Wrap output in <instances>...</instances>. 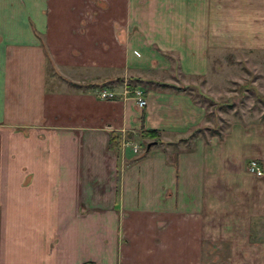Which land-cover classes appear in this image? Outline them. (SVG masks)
<instances>
[{"label":"crops","instance_id":"0c3cea01","mask_svg":"<svg viewBox=\"0 0 264 264\" xmlns=\"http://www.w3.org/2000/svg\"><path fill=\"white\" fill-rule=\"evenodd\" d=\"M244 23L264 0H0V264H264V127L190 134Z\"/></svg>","mask_w":264,"mask_h":264},{"label":"rangeland","instance_id":"374dc122","mask_svg":"<svg viewBox=\"0 0 264 264\" xmlns=\"http://www.w3.org/2000/svg\"><path fill=\"white\" fill-rule=\"evenodd\" d=\"M244 24L242 38L229 37L226 46L217 45L218 40H213L217 48L213 47L208 54L205 72L195 76L199 86L211 95L210 99L203 97L204 101L200 103L208 118L207 126L214 130L196 129L193 135L200 131L202 134L205 131L206 135L214 134L220 127L224 130L233 122H255L264 127V34L259 40L252 38L248 35L247 23ZM183 77L180 73V79H191ZM126 81L132 83L134 79L127 78ZM146 140L138 134L133 138L138 153L146 143L151 146L152 141ZM155 147L157 145L151 146Z\"/></svg>","mask_w":264,"mask_h":264},{"label":"built area","instance_id":"2783aa9c","mask_svg":"<svg viewBox=\"0 0 264 264\" xmlns=\"http://www.w3.org/2000/svg\"><path fill=\"white\" fill-rule=\"evenodd\" d=\"M131 92H132V96L135 98L136 104L138 106H142V105L145 104V98L142 96V90L141 89L132 88ZM112 94H113V92L111 90H108V89L101 90L100 93H99L100 96H109V95H112ZM247 168L251 172H253V173L257 174V175H260V174L263 173V170L260 167V164L254 158H251V159L248 160Z\"/></svg>","mask_w":264,"mask_h":264},{"label":"trees","instance_id":"16d2710c","mask_svg":"<svg viewBox=\"0 0 264 264\" xmlns=\"http://www.w3.org/2000/svg\"><path fill=\"white\" fill-rule=\"evenodd\" d=\"M130 79H134V80H141V78L140 77H131ZM160 85H162V86H169V87H174L175 89H183L184 88V86H178V85H175V84H173V83H168V82H158ZM129 86H131V85H129ZM201 96H203V97H208L209 98V96H207V95H205V94H200ZM210 99V98H209ZM209 128V127H208ZM198 129V128H197ZM210 130H214V128H209ZM195 129H193L191 132H190V134L194 131ZM147 131H149V132H151V134H152V136L154 137V139L156 140L157 139V132L154 130V129H150V130H147ZM114 138V136L112 135V137H111V139H113ZM117 142V140L116 141H114V142H112V143H110V145H115V143Z\"/></svg>","mask_w":264,"mask_h":264}]
</instances>
